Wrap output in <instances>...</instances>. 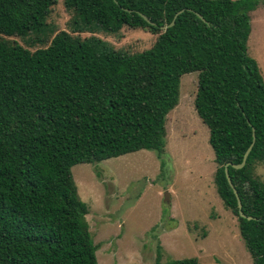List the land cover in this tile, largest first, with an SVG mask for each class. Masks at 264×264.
Here are the masks:
<instances>
[{
	"label": "trees",
	"instance_id": "1",
	"mask_svg": "<svg viewBox=\"0 0 264 264\" xmlns=\"http://www.w3.org/2000/svg\"><path fill=\"white\" fill-rule=\"evenodd\" d=\"M63 1L73 32L127 27L156 40L127 54L59 32L30 52L5 38L45 34L58 0H0V264H98L71 169L142 150L161 159L167 116L190 73L217 194L236 216L252 263L264 264V182L255 175L264 164V80L246 46L249 14L264 0ZM253 132L245 166L228 167L247 220L224 167L241 164Z\"/></svg>",
	"mask_w": 264,
	"mask_h": 264
},
{
	"label": "rangeland",
	"instance_id": "2",
	"mask_svg": "<svg viewBox=\"0 0 264 264\" xmlns=\"http://www.w3.org/2000/svg\"><path fill=\"white\" fill-rule=\"evenodd\" d=\"M249 16L247 53L264 80V4ZM72 18L73 12L58 0L45 21V34L5 39L34 52L46 48L59 32H66L79 40H101L127 54L150 49L156 40L155 35L127 27L116 34L76 33ZM196 91L197 73L183 75L178 105L166 119L161 159L142 150L72 167L78 195L88 206L86 220L97 246L98 264H154L189 258L200 264H253L237 218L225 208L214 185V154L208 129L194 110ZM255 175L264 182V164L256 167Z\"/></svg>",
	"mask_w": 264,
	"mask_h": 264
},
{
	"label": "water",
	"instance_id": "3",
	"mask_svg": "<svg viewBox=\"0 0 264 264\" xmlns=\"http://www.w3.org/2000/svg\"><path fill=\"white\" fill-rule=\"evenodd\" d=\"M142 17L144 18V20H145L148 24H151L150 21L147 19L146 16L142 15ZM201 19H202V18H201ZM202 20H203V19H202ZM173 25H174V22H172L170 25H168V26H166V27H163L162 29L169 28V27H171V26H173ZM254 142H255V135H254V132H253V140H252V143H251V145L248 147V149L246 150V152L244 153L241 164H239V165H230V164H226L225 167H224V174H225V177H226L227 183H228V185L230 186V188L232 189V192H233V194H234V196H235V198H236V201H237L238 214H239V216H240L241 218H246L247 220H252V217H246V216L243 214V212H242L241 201H240V199H239V197H238V194H237V191H236V189L234 188V186H233V184H232V182H231V179H230V177H229V174H228V167H229V166H232V167L235 168V169H241V168H243V167L245 166V164H246V160H247V158H248V155H249L250 151L252 150V147H253V145H254ZM164 198H165V200H167V199L169 198V194H168V193H165Z\"/></svg>",
	"mask_w": 264,
	"mask_h": 264
}]
</instances>
